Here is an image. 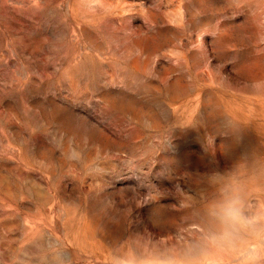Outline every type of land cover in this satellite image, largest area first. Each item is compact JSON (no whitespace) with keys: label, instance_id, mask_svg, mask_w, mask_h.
I'll return each instance as SVG.
<instances>
[{"label":"rangeland","instance_id":"rangeland-1","mask_svg":"<svg viewBox=\"0 0 264 264\" xmlns=\"http://www.w3.org/2000/svg\"><path fill=\"white\" fill-rule=\"evenodd\" d=\"M146 259L264 264V0H0V264Z\"/></svg>","mask_w":264,"mask_h":264},{"label":"clouds","instance_id":"clouds-1","mask_svg":"<svg viewBox=\"0 0 264 264\" xmlns=\"http://www.w3.org/2000/svg\"><path fill=\"white\" fill-rule=\"evenodd\" d=\"M215 214L223 225L232 230L245 227L250 223L249 218L244 215L242 208L235 200H224L216 207ZM230 235L231 232H225L223 238L227 240ZM132 264L136 262L133 261ZM141 264H177V261L146 259Z\"/></svg>","mask_w":264,"mask_h":264}]
</instances>
